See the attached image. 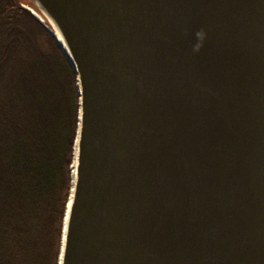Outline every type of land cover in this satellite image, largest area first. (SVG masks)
Here are the masks:
<instances>
[{
	"label": "water",
	"instance_id": "1",
	"mask_svg": "<svg viewBox=\"0 0 264 264\" xmlns=\"http://www.w3.org/2000/svg\"><path fill=\"white\" fill-rule=\"evenodd\" d=\"M29 2L78 84L60 264H264V0Z\"/></svg>",
	"mask_w": 264,
	"mask_h": 264
},
{
	"label": "trees",
	"instance_id": "2",
	"mask_svg": "<svg viewBox=\"0 0 264 264\" xmlns=\"http://www.w3.org/2000/svg\"><path fill=\"white\" fill-rule=\"evenodd\" d=\"M0 0V264H60L79 123L77 76L54 37Z\"/></svg>",
	"mask_w": 264,
	"mask_h": 264
},
{
	"label": "bare ground",
	"instance_id": "3",
	"mask_svg": "<svg viewBox=\"0 0 264 264\" xmlns=\"http://www.w3.org/2000/svg\"><path fill=\"white\" fill-rule=\"evenodd\" d=\"M35 16L40 21H43L42 18L38 14L35 13ZM51 30L53 31V33L56 36V38L62 43L63 47L66 49V44H65L64 40L62 39V37H61L60 33L58 32V30L54 26H52ZM76 166H77V147H75L74 159H73V163H72V166H71V174H72V184H73V186H74L75 180H76ZM73 186H72V191H73ZM72 199H73V192H72V195L70 197L69 203L67 204L66 216L68 215V210L70 208ZM66 216H65V221H64L63 236H64V230H65V225H66V218H67ZM62 243H63V238H62ZM61 249H62V247H61Z\"/></svg>",
	"mask_w": 264,
	"mask_h": 264
},
{
	"label": "rangeland",
	"instance_id": "4",
	"mask_svg": "<svg viewBox=\"0 0 264 264\" xmlns=\"http://www.w3.org/2000/svg\"><path fill=\"white\" fill-rule=\"evenodd\" d=\"M21 7L24 8V9H26V10L30 9V10H34V12L36 11L33 7H31V6L27 5V4H21ZM28 11H29V10H28ZM29 12H30V11H29ZM36 12H37V11H36ZM30 13H31V12H30ZM36 14H38V15L42 18V20H43V24H45V25L48 26V22L46 21V19H45L41 14H39V13H36Z\"/></svg>",
	"mask_w": 264,
	"mask_h": 264
}]
</instances>
